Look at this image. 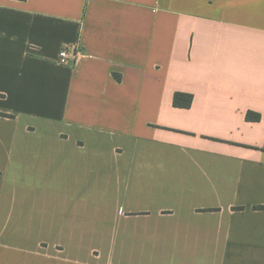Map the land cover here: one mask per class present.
<instances>
[{"label":"crops","instance_id":"obj_1","mask_svg":"<svg viewBox=\"0 0 264 264\" xmlns=\"http://www.w3.org/2000/svg\"><path fill=\"white\" fill-rule=\"evenodd\" d=\"M0 114V264H264V0H0Z\"/></svg>","mask_w":264,"mask_h":264},{"label":"built area","instance_id":"obj_2","mask_svg":"<svg viewBox=\"0 0 264 264\" xmlns=\"http://www.w3.org/2000/svg\"><path fill=\"white\" fill-rule=\"evenodd\" d=\"M82 56V50L78 45L63 47L58 53L57 63L60 65L75 64Z\"/></svg>","mask_w":264,"mask_h":264},{"label":"trees","instance_id":"obj_3","mask_svg":"<svg viewBox=\"0 0 264 264\" xmlns=\"http://www.w3.org/2000/svg\"><path fill=\"white\" fill-rule=\"evenodd\" d=\"M192 100H193L192 95L178 92V93L174 94L173 106L175 108L187 109L190 107ZM0 115H2V114H0ZM246 119L248 121H259L260 116L258 114H254L252 112H248L246 114Z\"/></svg>","mask_w":264,"mask_h":264}]
</instances>
